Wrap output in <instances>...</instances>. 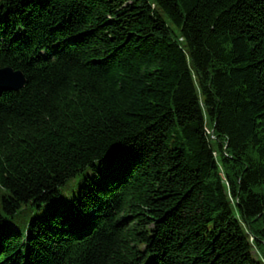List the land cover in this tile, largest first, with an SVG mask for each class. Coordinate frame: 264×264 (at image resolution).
Masks as SVG:
<instances>
[{"label":"trees","instance_id":"1","mask_svg":"<svg viewBox=\"0 0 264 264\" xmlns=\"http://www.w3.org/2000/svg\"><path fill=\"white\" fill-rule=\"evenodd\" d=\"M0 264H264V0H0Z\"/></svg>","mask_w":264,"mask_h":264},{"label":"water","instance_id":"2","mask_svg":"<svg viewBox=\"0 0 264 264\" xmlns=\"http://www.w3.org/2000/svg\"><path fill=\"white\" fill-rule=\"evenodd\" d=\"M26 84V78L23 72L15 70L12 67L0 69V88L8 90H20Z\"/></svg>","mask_w":264,"mask_h":264}]
</instances>
